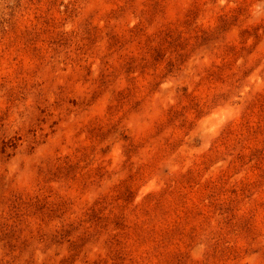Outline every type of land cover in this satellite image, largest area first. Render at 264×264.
I'll use <instances>...</instances> for the list:
<instances>
[{"label": "rangeland", "instance_id": "rangeland-1", "mask_svg": "<svg viewBox=\"0 0 264 264\" xmlns=\"http://www.w3.org/2000/svg\"><path fill=\"white\" fill-rule=\"evenodd\" d=\"M0 264H264V0H0Z\"/></svg>", "mask_w": 264, "mask_h": 264}]
</instances>
